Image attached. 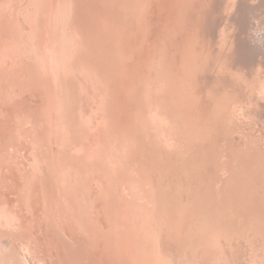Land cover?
<instances>
[{"label":"rangeland","instance_id":"1","mask_svg":"<svg viewBox=\"0 0 264 264\" xmlns=\"http://www.w3.org/2000/svg\"><path fill=\"white\" fill-rule=\"evenodd\" d=\"M258 40L264 0H0V235L44 264H264Z\"/></svg>","mask_w":264,"mask_h":264},{"label":"bare ground","instance_id":"2","mask_svg":"<svg viewBox=\"0 0 264 264\" xmlns=\"http://www.w3.org/2000/svg\"><path fill=\"white\" fill-rule=\"evenodd\" d=\"M253 47H257L258 50H261L262 52V55L264 56V42L262 41H254L253 43ZM256 48V49H257ZM227 57H226V60L227 61ZM229 62H231L229 60ZM252 64V63H251ZM250 64V65H251ZM262 67H263V64H260ZM251 68H252V65H251ZM261 74V71H259L257 74L254 73V72H250L248 70V75L251 76V78L249 77V80L251 84L254 85V83L258 82L259 81V75ZM255 77V78H254ZM251 86V85H250ZM261 88V86H260ZM255 97V96H254ZM257 97V96H256ZM264 101L263 102H260L259 105H253V107L256 109V110H260L261 112H264ZM46 148V147H45ZM44 155V154H43ZM44 158V157H43ZM47 160V159H45ZM52 176V175H51ZM50 176V177H51ZM52 178V177H51ZM55 179V177H54ZM53 179V180H54ZM43 183V182H42ZM50 183V182H49ZM52 184L53 181H52ZM54 185H57V184H54ZM45 185H43L44 187ZM46 188V187H45ZM8 228V227H7ZM2 230V228H0ZM6 229V228H5ZM5 232V231H4ZM8 232V231H7ZM14 231H12L13 233ZM6 233V232H5ZM12 233L10 232V235L12 236ZM7 235V233H6ZM8 236V235H7ZM6 237V236H5ZM14 238V237H13ZM27 239V238H26ZM16 240V239H15ZM29 243V242H28ZM28 243L26 244V242L24 243V246L21 245V243H16L14 241H11V240H6L4 238L3 235H0V264H19L18 260L20 258H22V261L24 264H44L45 262L42 260L43 259H34L35 258V255H33V249L32 247H27L28 246ZM13 244H16L15 247H13L14 245ZM3 247H4V250H3ZM11 248V249H10ZM42 258V257H41Z\"/></svg>","mask_w":264,"mask_h":264}]
</instances>
